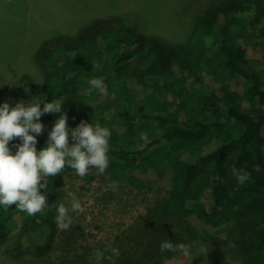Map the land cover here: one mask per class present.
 <instances>
[{
	"label": "trees",
	"instance_id": "1",
	"mask_svg": "<svg viewBox=\"0 0 264 264\" xmlns=\"http://www.w3.org/2000/svg\"><path fill=\"white\" fill-rule=\"evenodd\" d=\"M125 18H92L75 33L40 43L34 51L38 91L63 98L70 129L81 120L110 129L105 173L137 187L168 176L163 194L109 242L80 244L78 227L61 231L55 222L63 177L73 170L65 167L47 178L42 212L29 216L15 205L0 206L4 258L13 264H97V249L116 247V264L172 258L208 264L228 245L230 256L224 254L221 264H264V0H220L177 44ZM84 50L97 58L95 70ZM144 57L148 63L141 68ZM93 77H104L107 92H88ZM60 114L41 116L37 151ZM20 143L10 142L13 153ZM242 170L251 174L245 185L236 178ZM165 240L192 245L196 256L162 253ZM201 245L207 254L199 252Z\"/></svg>",
	"mask_w": 264,
	"mask_h": 264
},
{
	"label": "rangeland",
	"instance_id": "2",
	"mask_svg": "<svg viewBox=\"0 0 264 264\" xmlns=\"http://www.w3.org/2000/svg\"><path fill=\"white\" fill-rule=\"evenodd\" d=\"M219 1L0 0V105L8 101L14 107L19 101L27 104L43 100V107L54 100L38 91L41 72L34 62L35 49L53 35L72 34L92 18L116 14L128 20L130 17L138 30L154 31L171 43H182L196 18L214 9ZM252 54L257 56L259 52ZM84 56L95 70L97 58L88 50H84ZM147 63L144 57L138 65L144 68ZM113 184L115 187H110ZM167 184L168 176L151 187H137L96 168H90L84 177L73 169L63 177L60 204L69 208L72 225L79 229L80 244H105L144 213ZM70 192L81 202L82 212L71 210ZM220 249L222 254L218 253L216 259L211 256L208 264H221L222 257L230 256L231 247ZM4 256L0 248V264H13ZM163 264H183V260L172 258Z\"/></svg>",
	"mask_w": 264,
	"mask_h": 264
},
{
	"label": "clouds",
	"instance_id": "3",
	"mask_svg": "<svg viewBox=\"0 0 264 264\" xmlns=\"http://www.w3.org/2000/svg\"><path fill=\"white\" fill-rule=\"evenodd\" d=\"M87 83L89 93L93 90L107 92L104 77H93ZM42 102L43 100L25 104L24 101H19L11 107L9 102L5 101L0 105V206L7 209L15 205L18 210L29 216L42 212L48 203L47 178L62 173L65 167L74 169L78 176L84 177L90 168L104 173L109 165L111 131L108 127L81 120L76 128L70 129L67 114L62 111L63 98L45 102L43 108L40 106ZM49 113L61 114L49 132L46 146L37 151V136L44 130L40 118ZM16 138H19L21 143L15 146L17 150L13 153L10 142ZM141 139L147 137L141 134ZM236 178L239 185H245L251 179V174L242 170ZM110 187H115V184ZM42 189L45 192L42 193ZM68 195L71 197V210L82 212L81 202L73 193ZM55 222L61 231L68 230L72 225L69 208L64 204L58 206ZM191 248L192 245L183 243L174 245L170 240L160 244L162 253L180 252L183 256L193 259L196 255H193ZM199 252L208 253L203 245L200 246ZM95 255L97 264L102 260H107L108 264H116L120 250L116 247L97 249Z\"/></svg>",
	"mask_w": 264,
	"mask_h": 264
}]
</instances>
